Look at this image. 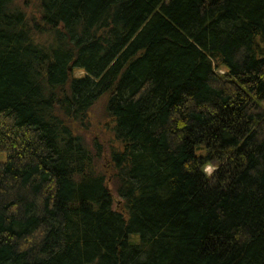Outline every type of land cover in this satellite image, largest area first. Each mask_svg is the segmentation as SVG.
Returning <instances> with one entry per match:
<instances>
[{
    "label": "trees",
    "instance_id": "trees-1",
    "mask_svg": "<svg viewBox=\"0 0 264 264\" xmlns=\"http://www.w3.org/2000/svg\"><path fill=\"white\" fill-rule=\"evenodd\" d=\"M2 154L0 264H264V0H0Z\"/></svg>",
    "mask_w": 264,
    "mask_h": 264
},
{
    "label": "rangeland",
    "instance_id": "rangeland-1",
    "mask_svg": "<svg viewBox=\"0 0 264 264\" xmlns=\"http://www.w3.org/2000/svg\"><path fill=\"white\" fill-rule=\"evenodd\" d=\"M23 1V0H21ZM31 12V11H30ZM40 39L42 36H39ZM76 76H82L84 75V72L82 70H77L75 72ZM106 100L103 99L100 102H98L93 108L92 111L89 114V122L90 127L89 129L84 130V128H79V132L83 134V137L90 141L89 145L92 147V145L96 146L102 145V156L99 158V171H103L105 176H107V183L110 185L111 189H113V183L111 182L112 179V166L110 162V153L113 148L116 147L117 140L113 133V125L111 120L109 119L106 111H105V103ZM1 158H5V155H1ZM214 169L212 165H208L206 168L207 172H211ZM114 196L116 198L117 204H114L115 209L120 210L122 207H119L120 205V199L117 196V194L114 192Z\"/></svg>",
    "mask_w": 264,
    "mask_h": 264
}]
</instances>
